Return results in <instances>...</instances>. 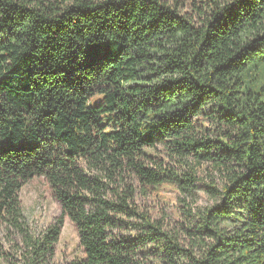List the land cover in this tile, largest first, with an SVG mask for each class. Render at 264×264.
Wrapping results in <instances>:
<instances>
[{"label":"trees","instance_id":"16d2710c","mask_svg":"<svg viewBox=\"0 0 264 264\" xmlns=\"http://www.w3.org/2000/svg\"><path fill=\"white\" fill-rule=\"evenodd\" d=\"M190 1L0 0V260L53 264L66 216L82 254L62 264H264V0ZM202 163L213 202L179 229L136 205L163 182L194 203ZM33 177L60 204L42 229Z\"/></svg>","mask_w":264,"mask_h":264},{"label":"rangeland","instance_id":"374dc122","mask_svg":"<svg viewBox=\"0 0 264 264\" xmlns=\"http://www.w3.org/2000/svg\"><path fill=\"white\" fill-rule=\"evenodd\" d=\"M199 2L194 1V4ZM173 5V0H170ZM180 13H194L193 2L190 0H179L177 7ZM195 19V17H194ZM203 126L213 129L214 126L209 122L203 121ZM152 155L165 160L167 165L174 166L177 173L187 170V167H179L174 160L169 159L166 152L160 146L150 150ZM194 203L191 199L181 193L175 184L163 182L157 185L146 186L144 191L137 187L135 194V203L141 210H145L154 219H162L166 227L179 229V220L187 207L192 204L193 211L203 209L213 202L209 193H207L204 184L216 185L220 176L216 170L208 163H202L198 166L196 172ZM215 183H213V182ZM184 199V202L182 201ZM20 207L27 223L37 229L45 228L50 225L60 215V204L53 196L49 184L43 177H33L28 180L21 188L19 193ZM188 203L185 205V203ZM187 206V207H185ZM180 241L186 246L188 242L186 235L182 230L178 231ZM183 245V246H184ZM81 248L78 242V233L75 225L68 217L63 218V226L57 243L55 244L53 264H62L72 258L81 256ZM0 264H6L0 260Z\"/></svg>","mask_w":264,"mask_h":264}]
</instances>
